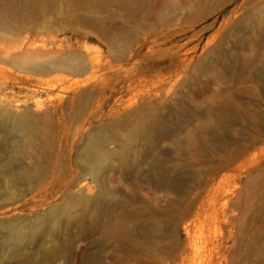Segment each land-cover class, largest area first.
<instances>
[{
    "label": "rangeland",
    "instance_id": "rangeland-1",
    "mask_svg": "<svg viewBox=\"0 0 264 264\" xmlns=\"http://www.w3.org/2000/svg\"><path fill=\"white\" fill-rule=\"evenodd\" d=\"M175 1L170 14L164 15L167 16L165 25H160L155 33L176 29L177 25L192 28L191 34L197 35L195 43L198 48L189 56H193V63L184 66L177 61L173 65L167 61L163 65L147 66L143 56L146 49L136 51L137 56L131 59L130 52L120 59L116 56L115 59L106 43L93 39L90 31L87 28L86 31L84 28L81 30L80 26L75 27V30L80 29V32L88 33L89 37H77L71 26H65V29L55 28L52 32L27 33L24 35L28 38H20L15 42L10 36L6 37L7 40L0 39V46H17L11 50L12 56L40 52L42 55L37 57V61H49L75 50L80 51L85 58L95 60L92 65L88 63V70L81 75L65 71H52L45 75L31 74L19 72L0 62V67L10 71L0 72V112L14 116L28 114L34 122L36 119L37 122L40 121V117L47 120L52 126L49 130L55 138L51 154L57 158L52 167L49 166L46 179L40 186L30 192L20 182L18 186L25 189V193L12 201L0 203V222L42 217L72 194L82 192L89 198L94 197L97 186L89 179L74 184L77 173L80 172L75 157L82 153L89 135L98 136L109 131L106 129L110 126L127 119L111 132L120 140L123 139L128 132L146 121L134 117L137 110L151 109L156 112L157 121L149 137L151 140H160L156 145L157 151L173 156L180 152V148L194 151L199 156L200 165L197 168L208 164L210 158H220L218 153L211 151L216 143L213 135L214 117L208 115V111L219 112L224 105L234 104L235 111L231 113L232 118L224 128V137L229 140L230 150L234 151L236 146L245 144L249 135H256L255 125L248 120L243 110L252 112L260 106L261 89L256 83L246 81L248 74L239 70L237 62L242 55L255 56L251 75L255 79L261 76L264 79V63L258 59V48L246 45L254 15L264 12V0H191L200 8L196 16L191 18L182 7L184 0ZM109 13L113 11L110 9L105 14ZM142 36L145 35L137 32L138 38L133 42L131 50L135 49V44H139L137 42L141 43ZM263 52L264 50L260 51ZM157 88H161L164 94L157 97L152 93L144 96L147 89L153 91L151 89ZM2 124L9 126L10 122L1 121L0 129ZM203 124H208L205 131L201 129ZM186 131H190L196 138L206 136V142H188L185 139ZM15 135L17 134L11 132L5 136L0 130V141L4 142L0 158L7 153L11 137ZM117 145L119 143L110 147L115 149ZM136 148L143 152L149 149V145L140 144ZM263 155L264 142H260L239 164L256 161ZM136 160L126 165L121 174L107 172L105 187L113 195L105 201L102 222L117 214L113 210L117 204L130 210H140L146 216L155 215L157 209L170 206L171 196L158 194L137 182L138 178L146 174L147 165ZM18 167L15 166L12 171ZM249 168L245 164L241 171L226 170L214 178L215 188H219L228 201L225 218L216 216L208 225L193 228L188 237L181 227L178 229L176 235L180 240L188 242L191 238L198 248L199 264H246L251 244L260 253L261 250L264 251V237L257 239L256 225L247 222L254 215L247 206L254 200V190L257 189L248 187L250 173L253 172ZM193 169L194 167L190 171ZM260 189L264 190V185ZM145 218L132 220L129 227L146 230L152 226L157 228ZM3 232L4 229L0 228V236ZM88 232L90 231L84 229L78 234L74 233L78 238L72 241L71 259L66 263L57 259L53 264H79L81 257L93 263H98V260L103 264H144L143 261L124 259L117 250L118 244L114 239L101 234L89 236ZM143 248L146 252L159 251L156 246ZM259 251L252 254L251 258H256ZM257 263L264 264V258Z\"/></svg>",
    "mask_w": 264,
    "mask_h": 264
},
{
    "label": "bare ground",
    "instance_id": "bare-ground-1",
    "mask_svg": "<svg viewBox=\"0 0 264 264\" xmlns=\"http://www.w3.org/2000/svg\"><path fill=\"white\" fill-rule=\"evenodd\" d=\"M175 2V0H0V39L7 40L6 37L10 36L15 42L20 38H28L24 35L27 33L52 32L55 28L65 29V26H71L77 37L87 38L88 33L80 32L81 28H87L93 39L107 44L115 59L116 56L122 58L127 52L132 53L131 59L137 56L136 51L146 49L143 56L147 66L163 65L167 61L169 64L177 61L184 66L192 62L194 58L189 56L198 48V44L195 43L197 35L191 34L192 28L177 25L176 29L155 33L160 25H165L167 16L164 15L170 14ZM182 7L190 18L196 16L198 9L200 10L191 0H184ZM110 9L113 13L105 14ZM253 20L246 45L258 48V59L264 63V52L260 53L264 50V12L254 15ZM77 26H80V29L76 31ZM137 32L145 36H142L141 43L137 42L139 44H135V49L131 50L133 42L138 38ZM14 45L0 46V62L19 72L45 75L52 71H65L81 75L88 70V63L92 65L95 62L93 58L87 59L80 51L75 50L56 60H50L48 57L49 61L42 59L37 61L39 59L37 57L42 55L40 52L12 56L11 50L17 48ZM50 55L52 56V53ZM254 57L242 55L237 63L239 70L248 74L246 81L256 83L261 89L260 106L252 112L243 110L248 120L255 125V136L249 135L245 144L236 146L234 151L230 150L229 140L224 137V128L232 118L231 113L235 111L234 104L224 105L219 112L208 111V115L214 117L213 135L216 143L211 151L218 153L220 158L217 160L210 158L208 164L197 168V165H200L199 156L194 151L180 148V152H176L174 156L157 151L156 145L160 140L158 138L151 140L149 137L157 121L156 112L151 109L137 110L134 117L146 121L128 132L123 139L120 140L111 132L127 119L110 126L106 129L109 131L98 136L89 135L82 153L75 157L80 172L77 173L74 184L89 179L97 186L94 197L89 198L82 192L72 194L67 196L61 205L46 212L47 214L42 217L0 222V228L4 229L0 236V264H53L57 259L66 263L72 257L70 253L72 241L78 238L74 233L78 234L84 229L90 231L89 236L101 234L114 239L118 244L117 250L124 259L143 261L144 264H199L200 252L191 238L184 242L176 233L181 227L188 237L193 228L208 225L216 216L225 218L228 201L222 196L219 188H215L214 178L226 170L241 171L245 164L253 170L250 173L248 187L257 188L254 190V200L247 206L254 215L248 218L247 222L256 225L255 237L262 239L264 190L260 188L264 185V155L256 161L239 164L256 144L264 142V79L263 76L255 79L251 75ZM0 72L10 71L0 67ZM151 90L153 91L147 89L144 96L151 93L154 97L164 94L161 88ZM40 118V121L37 122L36 119L34 122L28 114L14 116L0 112V122H10L9 126L2 124L0 129L2 134L5 136L11 132L17 134L11 137L7 153L0 158V203L12 201L25 193V189L18 186L20 182L24 183L30 192L40 186L46 179L49 166L52 167L57 160L51 154L55 145V138L49 130L52 126L43 117ZM201 129L207 130L208 124L201 125ZM185 139L190 143L200 144L201 141H205L206 136L196 138L190 131H186ZM115 143H119L115 149L110 147ZM140 144L149 145V149L139 152L136 145ZM3 147L4 142L1 140L2 153ZM135 159L147 165L146 174L138 178L137 182L158 194L171 196L170 206L157 209L155 215L146 216L140 210H130L122 204H117L113 208L117 214L113 213L115 215L112 219L102 222L101 214L105 201L113 195L105 187L107 172L121 174L125 166ZM15 166L19 167L12 171ZM193 167V171H190ZM143 217L153 222L157 228L152 226L154 228L149 227L146 230L141 227H129L132 220H140ZM144 246H156L159 251L146 252ZM257 251L259 250L251 244L246 264H258V260H263V250L261 253L259 251L256 258H251ZM79 262L103 264L98 260V263L88 262L85 257H81Z\"/></svg>",
    "mask_w": 264,
    "mask_h": 264
}]
</instances>
